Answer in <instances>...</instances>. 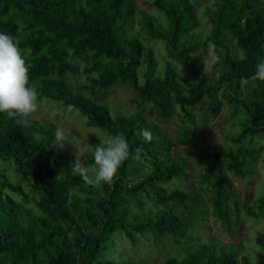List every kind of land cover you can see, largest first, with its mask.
Segmentation results:
<instances>
[{
  "label": "trees",
  "instance_id": "trees-1",
  "mask_svg": "<svg viewBox=\"0 0 264 264\" xmlns=\"http://www.w3.org/2000/svg\"><path fill=\"white\" fill-rule=\"evenodd\" d=\"M142 5L146 10L135 0H0V31L13 35L26 52L38 102L45 98L78 112L86 127L112 136L123 133L131 152L110 183L89 184L74 169L79 165L93 175L92 153L102 145L98 139L74 154L60 146L52 121L29 116V123L20 125L0 114V163L6 166L0 170V264H134L119 254L117 261L104 258L118 233L133 244L142 238L156 244L168 236L176 244L185 239V254L167 257L163 264H237L238 246L196 244L192 217L209 188L210 214L229 230L234 183L227 173L243 176L247 160L264 152V81L254 78L264 59V2L221 0L205 39L196 35L199 20L190 0H142ZM151 8L166 19L152 15ZM134 22L138 35L129 31ZM225 32L233 35L240 57L224 43ZM140 38L163 44L164 65ZM206 46L220 51L210 75L201 54ZM67 77L85 84L75 90ZM125 82L139 98L132 114L114 116L89 98ZM205 97L218 109L224 103L241 110V129L232 143L258 136L260 144L256 149L213 145L197 156L200 170L192 175L190 161L142 111L149 106L158 122L177 113L194 125L188 109ZM200 120L194 128L203 135L207 113ZM144 129L151 132L150 140L141 136ZM194 132L184 128L180 141ZM176 181L179 186L171 187ZM144 196L159 209L136 212ZM169 204L183 207L188 217ZM256 206L254 211L245 204L246 214L264 213V190Z\"/></svg>",
  "mask_w": 264,
  "mask_h": 264
},
{
  "label": "rangeland",
  "instance_id": "rangeland-1",
  "mask_svg": "<svg viewBox=\"0 0 264 264\" xmlns=\"http://www.w3.org/2000/svg\"><path fill=\"white\" fill-rule=\"evenodd\" d=\"M220 1L190 0L199 20V26L196 28L198 37L205 39L211 34L213 30L211 19ZM135 4L138 9L146 10V7L142 5V0H135ZM147 11L155 17L159 18L160 16L162 19H166L155 8ZM136 29L137 26L134 22L129 31L131 30V33L135 35L137 34ZM140 39L142 40L143 38ZM142 41L143 47L153 50L157 64L164 65L168 58H166L163 44L160 41ZM223 41L230 45L236 56L240 57L241 52L235 48L233 35L225 32ZM22 52L25 56L26 52ZM201 54L205 59V72L210 75L213 67L211 55L216 54L219 56L220 51L214 50L211 46H206L201 51ZM174 66L178 69L176 64ZM66 80L71 84L72 88L79 91L81 90L80 86L85 84V80L81 78L73 79L67 77ZM251 85L248 82L247 88H250ZM89 98L95 103L106 106L114 116L119 113L128 115L138 111V94L132 85L127 82L102 90L93 96H89ZM38 105V110L31 114L30 117L35 120L46 119L52 121L56 127V133H61L58 135L60 137V146L74 154L86 150L92 138H96L104 144L112 136L106 134L102 128L86 127V119L84 117L78 112L69 111V109L60 106L56 102H50L43 98L39 100ZM219 107L220 109L217 108L212 99L205 97L197 107L188 109L194 116L195 126L200 125L201 116L207 113L209 123L203 135L198 133V130L194 128L189 119H181V116L177 113L166 122H158L151 115L149 106L143 109L142 114L148 121L155 123L165 133L166 137L171 141L174 150H177L190 161L193 175V173L200 170L202 162L197 156L203 154V151L213 145L231 147L233 149H256L260 144L258 136H254L251 141L245 140L237 144L232 143L230 139L241 129L239 121L242 116L241 110L235 111L232 106L224 103L219 105ZM184 128H192L195 132L181 142L179 133ZM71 129L77 133V137L71 135ZM260 139H263V137L260 136ZM4 168L6 166L0 163V170ZM227 175L234 183V199L228 203L231 210L229 230L223 227L210 214L212 209L211 192L209 188H206L205 204L199 205L192 217V235L197 238L196 244H207L216 241L226 246H238L237 264H264V213L254 218L247 215L244 210V205L247 204L252 210L256 211L258 197L260 192L264 190V152L254 154L251 159L247 160L243 176L236 177L231 172H228ZM192 184L197 189L199 188L196 181H193ZM177 185L179 186L177 181L170 184L171 187H176ZM169 208H172L177 215H182L183 213V215L188 217L183 207L169 204ZM156 209H159V207L154 204L152 197L144 196L140 206L135 211L146 212L155 211ZM185 241L184 239L180 244H176L174 238L168 236L157 244L152 242L151 238H142L133 244L123 234L118 233L113 239V252L109 251L104 255V258L117 261L120 259L119 254L134 264H163L167 257H181L185 254L188 246Z\"/></svg>",
  "mask_w": 264,
  "mask_h": 264
},
{
  "label": "clouds",
  "instance_id": "clouds-1",
  "mask_svg": "<svg viewBox=\"0 0 264 264\" xmlns=\"http://www.w3.org/2000/svg\"><path fill=\"white\" fill-rule=\"evenodd\" d=\"M213 62L219 60L216 54L211 55ZM29 66L16 38L0 31V114H5L15 123L27 125L29 116L38 110V93L34 84L30 83ZM254 78L264 81V59L256 65ZM61 133L58 132V135ZM142 137L151 139L147 129L140 133ZM137 149L136 159H139ZM95 167L93 175L89 169L77 165L74 169L89 184L110 183L116 176L120 166L130 155V147L123 133L111 136L106 143L96 145L93 150Z\"/></svg>",
  "mask_w": 264,
  "mask_h": 264
},
{
  "label": "built area",
  "instance_id": "built-area-1",
  "mask_svg": "<svg viewBox=\"0 0 264 264\" xmlns=\"http://www.w3.org/2000/svg\"><path fill=\"white\" fill-rule=\"evenodd\" d=\"M261 2H264V0H260Z\"/></svg>",
  "mask_w": 264,
  "mask_h": 264
}]
</instances>
